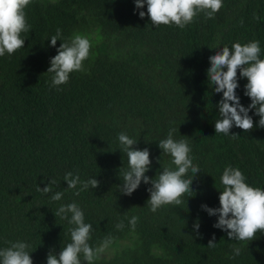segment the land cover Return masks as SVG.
<instances>
[{
    "label": "trees",
    "instance_id": "16d2710c",
    "mask_svg": "<svg viewBox=\"0 0 264 264\" xmlns=\"http://www.w3.org/2000/svg\"><path fill=\"white\" fill-rule=\"evenodd\" d=\"M222 3L213 18L201 12L181 29L154 26L146 0L143 9L135 0H32L25 9L30 30L22 33L24 48L0 57V250L24 242L33 264H47L50 253L58 257L71 242L69 229L75 227L54 212L76 203L92 225L90 246L110 238L109 247H119L93 264H264V233L252 241L231 240L214 227L219 217L202 207L220 208L228 166L239 168L248 186L264 190L260 117L249 113L250 132L233 126L230 135L236 138L216 134L223 93L214 91L207 76L209 58L235 43L259 41L264 59V0ZM57 29L61 41L52 47ZM75 34L90 40V57L84 71L70 74L59 90L47 71ZM238 83L237 95L247 108L248 81L239 71ZM170 130L176 141H188L200 172L184 203L153 213L151 184L142 181L131 196L121 192L128 159L118 136L123 132L138 142V150H149L152 163L145 175L155 179L164 166L175 169L159 148ZM69 172L81 181L95 178L99 187L76 195L80 185L69 189L64 180ZM186 178L194 177L189 172ZM51 180L56 181L51 193L38 191ZM55 192L64 193L60 201L50 199ZM133 216L139 218L134 230ZM213 237L216 246L208 247ZM81 261L87 264L83 256Z\"/></svg>",
    "mask_w": 264,
    "mask_h": 264
},
{
    "label": "clouds",
    "instance_id": "9594fccd",
    "mask_svg": "<svg viewBox=\"0 0 264 264\" xmlns=\"http://www.w3.org/2000/svg\"><path fill=\"white\" fill-rule=\"evenodd\" d=\"M137 9L145 7V0H135ZM32 3V0H0V57L14 54L24 48L25 39L22 33L30 30L27 23L25 9ZM147 15L154 26L172 24L184 29L194 21V18L204 12L208 18H213L223 6L222 0H146ZM146 13L139 12L143 19ZM259 19V17H256ZM51 46L55 47L57 41H61V32L57 29L56 35L51 38ZM90 40L83 35L75 34L70 41L63 42L57 50L58 54L51 59V66L47 73H53L52 85L59 89V86L69 82L70 74L84 71V61L90 57ZM259 41L245 45L235 43L230 50L223 47L211 56V67L207 76L209 83L214 86L216 93H223L220 101L219 120L215 122V132L230 135L233 126L244 130L246 133L254 128L253 118L249 115L255 110L256 116L260 117L259 126L264 128V59L260 58ZM226 69V71H225ZM238 71L240 76L246 78L248 83L245 88V95L250 97L251 104L245 108L242 106L237 95ZM62 90V89H59ZM173 131L170 130L166 139L159 141V148L163 154L171 157L170 166H164L155 179L145 174L150 171L151 160L148 149L138 150L135 145L138 142L125 133H120L118 140L126 153L128 169L123 172V184L121 192L131 196L141 185L151 184L148 189L150 199L148 205L153 213L166 205H181L185 195L193 193V180L200 172L198 166L193 164L190 155L192 149L187 140L176 141L173 139ZM233 138L238 135L231 134ZM191 172L192 177H188ZM245 176L239 168L228 166L224 169L221 183L224 186L220 191V208L211 209L203 205L204 210L210 216H218V222L214 227L228 233L229 239L238 241H252L258 232L264 233V190L248 186ZM64 180L69 189H76L80 185V191L99 187V181L95 178L81 181L79 175L73 176L67 173ZM56 183L51 180L49 186L38 191L45 194L52 192V185ZM63 192H55L50 199L60 201ZM54 214L68 221L75 227L69 229L71 242L68 243L59 256L50 253L47 257V264H82L81 256L87 264L100 258V255L109 247L111 239H105L103 244L95 249L90 246L92 225L85 223L84 212L76 203L61 205ZM70 214V218H69ZM138 217L133 216L129 224L134 230ZM123 223L117 225L122 229ZM198 231L199 221L194 225ZM215 237L209 241L208 247H215ZM29 245L24 242L11 243V246L0 250V264H33L31 254L27 251ZM235 254H240V248H234Z\"/></svg>",
    "mask_w": 264,
    "mask_h": 264
},
{
    "label": "rangeland",
    "instance_id": "374dc122",
    "mask_svg": "<svg viewBox=\"0 0 264 264\" xmlns=\"http://www.w3.org/2000/svg\"><path fill=\"white\" fill-rule=\"evenodd\" d=\"M90 39L95 40V34L89 36ZM119 247H108L101 255L104 257H110Z\"/></svg>",
    "mask_w": 264,
    "mask_h": 264
}]
</instances>
